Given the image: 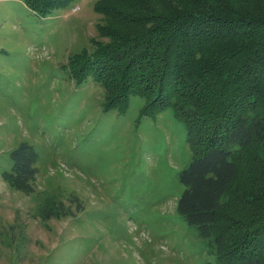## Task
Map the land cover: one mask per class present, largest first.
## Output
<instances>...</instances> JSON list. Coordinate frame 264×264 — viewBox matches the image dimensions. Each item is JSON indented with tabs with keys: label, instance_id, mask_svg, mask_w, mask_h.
<instances>
[{
	"label": "rangeland",
	"instance_id": "obj_1",
	"mask_svg": "<svg viewBox=\"0 0 264 264\" xmlns=\"http://www.w3.org/2000/svg\"><path fill=\"white\" fill-rule=\"evenodd\" d=\"M113 7L127 13L73 0L39 15L0 0V264H220L177 210L193 155L186 125L153 97L108 111L114 97L86 62L123 30ZM142 67L134 84L155 90L159 76L147 65L139 81ZM24 142L38 153L30 194L2 178Z\"/></svg>",
	"mask_w": 264,
	"mask_h": 264
},
{
	"label": "trees",
	"instance_id": "obj_2",
	"mask_svg": "<svg viewBox=\"0 0 264 264\" xmlns=\"http://www.w3.org/2000/svg\"><path fill=\"white\" fill-rule=\"evenodd\" d=\"M24 1L47 15L73 0ZM107 1L126 9L109 8L125 18L123 30L86 61L114 97L107 110H125L133 95L157 99L158 111L171 107L193 150L179 174L178 212L209 241L220 264H264V0ZM154 2L165 16L152 15ZM145 60L159 76L155 90L130 75L143 66L137 78L148 80ZM11 161L2 178L32 193L37 151L24 142Z\"/></svg>",
	"mask_w": 264,
	"mask_h": 264
}]
</instances>
